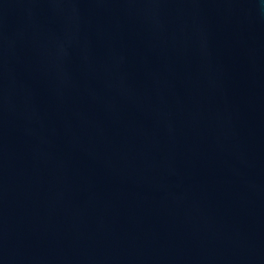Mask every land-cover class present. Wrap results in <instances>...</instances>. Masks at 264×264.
<instances>
[{
    "label": "water",
    "instance_id": "water-1",
    "mask_svg": "<svg viewBox=\"0 0 264 264\" xmlns=\"http://www.w3.org/2000/svg\"><path fill=\"white\" fill-rule=\"evenodd\" d=\"M0 264H264V0H0Z\"/></svg>",
    "mask_w": 264,
    "mask_h": 264
}]
</instances>
